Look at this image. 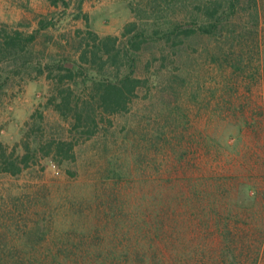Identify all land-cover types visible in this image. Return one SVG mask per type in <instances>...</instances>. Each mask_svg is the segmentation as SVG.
I'll return each instance as SVG.
<instances>
[{"label":"rangeland","instance_id":"1","mask_svg":"<svg viewBox=\"0 0 264 264\" xmlns=\"http://www.w3.org/2000/svg\"><path fill=\"white\" fill-rule=\"evenodd\" d=\"M65 1L0 0V39L34 36L26 64L0 55V143L20 155L40 126L37 142L74 145L70 159L39 152L0 174V245L46 264H264V0H239L215 36L144 43L147 83L125 113L97 111L91 137L49 103L71 88L81 107L83 78L59 85L38 59L78 60L88 25L122 45L131 22L186 24L205 0Z\"/></svg>","mask_w":264,"mask_h":264},{"label":"trees","instance_id":"2","mask_svg":"<svg viewBox=\"0 0 264 264\" xmlns=\"http://www.w3.org/2000/svg\"><path fill=\"white\" fill-rule=\"evenodd\" d=\"M51 4L57 6L60 2L68 6L65 0H49ZM239 0H205L199 3L197 11L199 15L191 18L186 24L164 23L147 33L146 29L140 28L136 22L128 23L122 33L126 38L125 43L119 45V38L111 35L99 36L87 26L86 35L76 50H81L78 60L70 57H59L52 59L50 63L43 64L38 59V70L49 72V77L56 79L60 85L65 80L74 81L77 77H82L85 88H89V99L80 107L75 102L74 93L71 88L58 90L57 96L51 97L49 103L55 102V108L63 116L68 117L73 114L75 130H79L81 136L91 137L97 128L95 114L101 113L103 119L105 115L123 114L128 110L132 99L136 96L138 88L144 86L147 80L135 76L137 54L141 51L144 43L155 39L164 40L170 47L180 44V37H190L195 34L215 36L222 28L231 15L235 13L236 5ZM81 15H79L80 17ZM88 21V17L84 16ZM46 24H52L51 22ZM45 27V26H44ZM34 38L14 31L8 33L2 31L0 39V55L11 56L16 60L26 64L30 61V53H26L28 43ZM22 59V60H21ZM165 60V59H164ZM68 66V67H66ZM113 68V71L109 68ZM42 68V69H41ZM122 68L126 70L122 73ZM107 69V70H106ZM54 72L55 75L53 74ZM53 75V76H52ZM89 84V85H87ZM41 118V115L39 116ZM41 132L40 126L32 128L30 133L35 135L36 145L30 144V133L25 137L27 140L23 144L24 153L16 155L15 150L6 153L0 143V174L11 176L20 175L24 168H28L30 162L37 160V153L42 156L53 155L54 161L67 160L73 157V143L70 141L49 140L42 144L37 142L38 133ZM117 177L121 172H113ZM18 249L0 245V264H46L40 258L33 260H17L14 256ZM12 257L11 261H6L5 256ZM60 259V258H59ZM55 264H66L60 260H52ZM51 262V264H53Z\"/></svg>","mask_w":264,"mask_h":264},{"label":"crops","instance_id":"3","mask_svg":"<svg viewBox=\"0 0 264 264\" xmlns=\"http://www.w3.org/2000/svg\"><path fill=\"white\" fill-rule=\"evenodd\" d=\"M58 6V5H57Z\"/></svg>","mask_w":264,"mask_h":264}]
</instances>
